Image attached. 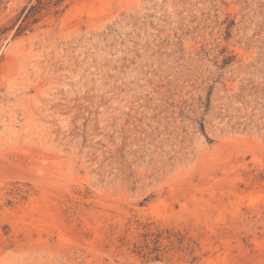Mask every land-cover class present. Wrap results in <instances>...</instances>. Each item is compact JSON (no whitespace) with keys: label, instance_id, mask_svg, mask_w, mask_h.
Listing matches in <instances>:
<instances>
[{"label":"rangeland","instance_id":"obj_1","mask_svg":"<svg viewBox=\"0 0 264 264\" xmlns=\"http://www.w3.org/2000/svg\"><path fill=\"white\" fill-rule=\"evenodd\" d=\"M0 264H264V0H0Z\"/></svg>","mask_w":264,"mask_h":264},{"label":"bare ground","instance_id":"obj_2","mask_svg":"<svg viewBox=\"0 0 264 264\" xmlns=\"http://www.w3.org/2000/svg\"><path fill=\"white\" fill-rule=\"evenodd\" d=\"M232 261V260H231ZM226 262V261H225Z\"/></svg>","mask_w":264,"mask_h":264}]
</instances>
